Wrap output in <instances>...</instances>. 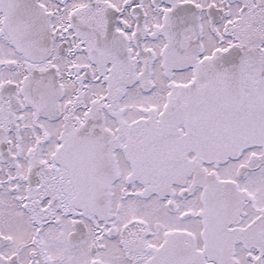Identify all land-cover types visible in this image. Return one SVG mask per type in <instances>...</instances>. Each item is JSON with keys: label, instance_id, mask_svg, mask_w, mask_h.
<instances>
[{"label": "snow or ice", "instance_id": "snow-or-ice-1", "mask_svg": "<svg viewBox=\"0 0 264 264\" xmlns=\"http://www.w3.org/2000/svg\"><path fill=\"white\" fill-rule=\"evenodd\" d=\"M0 264H264V0H0Z\"/></svg>", "mask_w": 264, "mask_h": 264}]
</instances>
